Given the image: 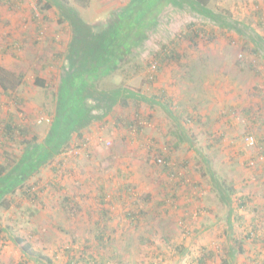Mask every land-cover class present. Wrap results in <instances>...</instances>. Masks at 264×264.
Masks as SVG:
<instances>
[{"label": "rangeland", "instance_id": "rangeland-1", "mask_svg": "<svg viewBox=\"0 0 264 264\" xmlns=\"http://www.w3.org/2000/svg\"><path fill=\"white\" fill-rule=\"evenodd\" d=\"M132 1H0V63L24 74L11 97L0 87V164L11 165L18 180L48 187L34 201L19 191L12 195L20 205H0V264H67L66 250H78V256L85 245H92L87 251L93 264H264V160L251 163L264 141V0H213L210 6L228 14L235 28L165 3L131 54L85 88L89 101L78 100L84 117L56 133L65 110L55 96L73 64L67 57L73 26L83 30L87 24L90 37L104 36ZM190 22L212 34L181 41L174 61L155 58L162 42L173 45L171 39L184 37ZM14 42L19 47L8 49ZM257 47L262 55L254 53ZM152 62L162 64L153 83ZM37 77L46 85L36 84ZM167 85L173 93L154 103L150 96ZM100 88L126 92L127 103L121 104L122 96L100 100ZM98 101L113 104L114 115H102ZM160 105L177 119L164 110L166 119L157 123L149 110ZM10 114L30 126L41 146L27 151L29 134L6 139L3 124ZM146 118L152 123L138 127ZM250 134L256 145L248 142ZM66 137L70 148L52 155ZM160 157L170 164L159 163ZM190 186L193 197L186 202ZM98 231L109 236L104 246L95 242ZM11 233L29 237L53 263L25 257Z\"/></svg>", "mask_w": 264, "mask_h": 264}, {"label": "trees", "instance_id": "trees-1", "mask_svg": "<svg viewBox=\"0 0 264 264\" xmlns=\"http://www.w3.org/2000/svg\"><path fill=\"white\" fill-rule=\"evenodd\" d=\"M212 1L213 0H133L130 5L121 9V16L115 19V21H113V27L109 29L110 32L108 31L107 34L104 33V36L94 35V37H90L91 35L88 34L89 29L86 28V26L88 25L85 24L84 27L81 25L83 28V30H81L78 26L79 24L76 23V25L73 26L74 36L73 41L69 45V52L67 53V57L69 61L73 62V64H76L75 61L78 59V57L82 61L79 64L80 67L76 69L71 63V67H69L70 69H68V71H66L65 74L62 76V80L59 85V90L57 91L55 99H57L56 102L58 101L57 103H59V105L63 103L62 108L65 111L62 112V116L64 118L63 122H61L59 126V119L57 120V122H55L56 133L63 135L65 130L66 132H68V129L74 127V124L77 123L82 117H84V113H81L80 109H82V107L79 106L78 100L81 98L86 99L87 97V101H89V97L85 93V88L90 82H94L95 80L100 79V77H103L106 74L110 73L112 70H114L116 67L115 64L119 59L131 54L134 47L140 42H142V40H144L147 29H149L153 25L156 19L157 11H159L165 3L171 2L178 9L184 7L188 8L191 12L194 13V15L207 18L211 22L210 24L217 23L219 25L225 26L226 28L234 27V20L231 19L228 14L221 15L210 6ZM50 5V2H46V4H44V7L48 8ZM259 11V20L261 22L260 25L264 26V10L262 9ZM205 25H207V23L203 26ZM88 28H91V26H88ZM91 29H93V27ZM185 31L186 32H184V37L183 35H181L182 37L180 36L176 40L171 39L173 45H170L168 41V43L162 42L161 48L155 52V58L163 62L167 60L174 61L178 56H180L178 53V46L181 44V41L184 43V40L186 39L190 42L196 43V40L199 37L208 34L210 36L212 34L208 30L207 31L209 33L206 34V31L203 29V27H198L196 22H190L187 25V29ZM202 31L205 34L201 33ZM240 35L242 34L240 33ZM17 47H19V44L14 42L9 45L8 49H13ZM254 53L256 55H262L263 53L261 52V47L255 48ZM81 56H83L84 59H82ZM161 65L160 62L151 63L150 70L148 71L149 82L153 83L159 77L158 75L161 69ZM35 82L38 85H46V81L41 77H37L35 79ZM23 83V73L12 71L0 63V87L7 94L8 97H11L13 91H15ZM99 91L100 92H98L97 90L96 94L100 100L104 97H113L114 99H116L118 97L120 98L121 96L124 97L123 93L126 94V92H123L121 90H107L100 88ZM128 94L130 93L128 92ZM162 95H165V93H163ZM92 97L93 100H98L95 95H93ZM18 98L24 102V99H21V97ZM145 98L147 97H144V99ZM87 101L85 102L83 100V105L85 109L87 108L89 110L90 103H88ZM172 101V98L168 100L170 104L172 103ZM121 102L122 105H125L127 103V99L124 97ZM94 105L96 108H98L99 112L102 115H105L106 113H111L110 111L113 109V104L107 105L101 101L96 102ZM168 111L169 113L173 112L171 111V108H168ZM91 113L93 114L92 109ZM91 113L89 112L90 116L85 115V117H91ZM101 114H98L99 116H96V118H99ZM139 121L141 120L137 121L141 124V126L138 127H142L144 121ZM3 129L5 131V133L3 132V134L8 141H12L14 137H16V135H20L25 138H27L28 134L29 137L32 136L31 138H28L25 141V149L27 151L31 152L38 145L41 146V144L43 143V140H40L37 135L31 134L30 126H28L24 122H20L18 119H16L15 116L11 114L7 119L4 120ZM60 135H57L58 138L60 137ZM58 138H56V140ZM67 138L68 137L65 138L64 142H60V145H58V142L56 141L57 143H55V145L53 146L54 153H52V155L58 153L59 150H67L70 148L69 144L66 143L67 141H69ZM258 146L261 147V151L257 156L259 158L261 156H264V141L260 142L259 140ZM257 160L258 159H256L255 161ZM169 164V159H166L165 165ZM8 165L9 164H0V205L8 209L12 207H17L21 204V202H17L16 198L12 194H17L20 191V195L22 194L23 196H26L34 201V199L43 195L46 189H48L47 186L41 187L38 182L30 184L26 179L18 180L16 176L10 174L11 170L9 167H11V165L9 167ZM54 170L56 169L54 168ZM17 185H19V188L17 187ZM191 192L192 189L190 186L189 189L185 191V198L187 199L186 202L190 201L191 197H193V194ZM199 197L200 196L196 198L198 199ZM182 226L185 225H181L180 227ZM190 230L193 232L192 229ZM191 231L187 230L185 234H189L191 233ZM190 235H193V233ZM11 239L19 247L22 254L28 259L39 258L53 263V260H51V258L45 256L44 254H41L40 251L34 249L33 244L31 243V239L29 237L11 233ZM107 239H109V236L107 237ZM107 239L106 234L102 231H98L95 235V242H98V244L101 246H104L105 242L108 243ZM85 246L87 247L88 251H90L89 249L92 248V245ZM181 248L182 247H180L179 250ZM87 249L77 256L76 252H79L78 250L68 248L64 253V255L67 257L66 263L78 264L81 260L86 261L87 263L90 262L91 264L95 263V256L93 254H90ZM201 262L203 263L204 259H201Z\"/></svg>", "mask_w": 264, "mask_h": 264}, {"label": "crops", "instance_id": "crops-1", "mask_svg": "<svg viewBox=\"0 0 264 264\" xmlns=\"http://www.w3.org/2000/svg\"><path fill=\"white\" fill-rule=\"evenodd\" d=\"M165 81V80H164ZM166 90V91H165ZM172 90H174V87H172L171 85H167L166 86V89H161L160 91V93L159 94H157V95H151L150 97L153 99V102H154V100H156V99H158V98H160L158 95H162L163 93H167V94H169V95H171L172 93H173V91ZM149 97L147 96V99H148ZM149 100H150V98H149ZM154 103H159V102H154ZM163 107H164V105H163ZM161 105H160V107H158L157 108V110H156V112L155 111H151V110H149L150 112H149V114H150V116L152 117L153 115H151V113L152 114H154V118L156 119L155 121L158 123L159 122V120H161L162 122H164V119H166V117L167 116H165L164 115V113L166 114L167 113V115L168 116H170L171 118L170 119H172L173 120V118L174 119H177V117L174 115V114H172V113H169V111L167 110V109H164ZM165 110V111H164ZM162 111H164V113H162ZM110 115H114V113L113 112H111V113H109ZM108 114V115H109ZM147 120V121H146ZM146 120H143L145 123H147L148 124V122H150V123H152L151 122V120L150 119H146ZM153 121V120H152ZM156 123V124H157ZM179 124V123H178ZM150 125V124H149ZM177 127H179L180 128V131L182 132L183 130H184V128L182 127V125L180 126H177ZM148 129H149V132H153V131H151L150 129V127H148ZM178 129V128H177ZM176 130V129H175ZM175 130H171V132H173V131H175ZM176 131H178V130H176ZM154 132H156V131H154ZM139 133H141V131L139 132ZM137 138H135V140H136ZM136 151V149H134V150H131V152H135Z\"/></svg>", "mask_w": 264, "mask_h": 264}, {"label": "built area", "instance_id": "built-area-1", "mask_svg": "<svg viewBox=\"0 0 264 264\" xmlns=\"http://www.w3.org/2000/svg\"><path fill=\"white\" fill-rule=\"evenodd\" d=\"M247 139H248V142L251 144V145H256L257 144V139H256V136L254 135V134H250L248 137H247ZM259 159H262V160H264V156H261V157H259L258 158V160ZM257 160V161H258ZM165 161H166V158L164 159L163 157H160L159 159H158V162L159 163H162V164H164L165 165ZM256 161L255 160H252V164H254ZM174 175V174H173Z\"/></svg>", "mask_w": 264, "mask_h": 264}]
</instances>
